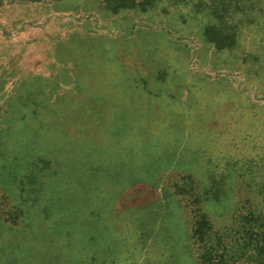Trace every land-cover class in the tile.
<instances>
[{"label":"rangeland","instance_id":"374dc122","mask_svg":"<svg viewBox=\"0 0 264 264\" xmlns=\"http://www.w3.org/2000/svg\"><path fill=\"white\" fill-rule=\"evenodd\" d=\"M7 1L0 264H92L97 245L118 264H173L161 247L186 223L173 185L181 170L203 178L186 146L203 130L232 139L264 126L260 64L218 50L197 19L184 29L175 16L113 13L102 1Z\"/></svg>","mask_w":264,"mask_h":264},{"label":"trees","instance_id":"16d2710c","mask_svg":"<svg viewBox=\"0 0 264 264\" xmlns=\"http://www.w3.org/2000/svg\"><path fill=\"white\" fill-rule=\"evenodd\" d=\"M92 1L106 2L113 13H138L139 18L150 14L175 16L184 29L197 19L198 24H203L204 35L218 50H239L242 64H260V82L256 85L264 84V0ZM207 19L210 21L205 23ZM244 33L252 39L250 46L240 48ZM241 128L235 135L231 133L232 139L225 137L228 130L220 131L219 136L203 130L198 132V143L186 146L203 178L194 177L190 169L181 170L185 173L183 182L176 180L173 185L175 195L186 203L181 206L185 228L171 233L161 247L169 257L175 256L173 264H183L178 256H184L187 264H264V126L256 130ZM175 137L188 139L181 131ZM182 155L181 160L190 163ZM166 226L171 231L170 225ZM99 248L97 245L92 264H118L120 257L114 255V249Z\"/></svg>","mask_w":264,"mask_h":264}]
</instances>
